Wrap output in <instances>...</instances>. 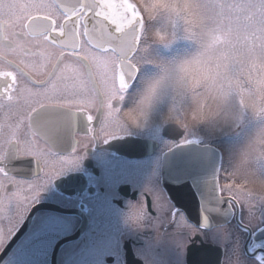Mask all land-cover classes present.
Wrapping results in <instances>:
<instances>
[{
    "label": "flooded vegetation",
    "instance_id": "obj_1",
    "mask_svg": "<svg viewBox=\"0 0 264 264\" xmlns=\"http://www.w3.org/2000/svg\"><path fill=\"white\" fill-rule=\"evenodd\" d=\"M88 20L91 26V14ZM160 49L154 48L152 54L163 57L157 53ZM50 51L55 54L58 50ZM64 60L72 58L66 55ZM50 69L48 65L33 78L45 79ZM144 69L152 71L147 65ZM127 105L128 101L123 107ZM167 105V96H162L142 126L127 127L107 143L98 140L92 146L91 134L76 135L77 153H84L83 159L75 169L45 185L30 207L27 184L19 190L0 176V237L5 238L0 240V264H259L258 258H264V200L260 199L264 186L233 179L227 173L228 147L242 138L203 133L199 127L186 130L166 122L162 117ZM92 114L97 115L95 110ZM21 116L26 117L23 106L11 121L15 124ZM26 124L25 118L19 130L21 139ZM94 128L98 129L99 123H94ZM189 147L209 148V160L215 164L211 191H205L204 175L197 176L201 190L192 200L217 204L210 209L217 222L193 220L177 197H172L169 183L179 176H167L166 162L179 150L182 158L181 149ZM54 152L67 155L66 150ZM0 166L15 180L37 181L36 165L30 158H15L11 146ZM218 179L225 198L230 195L225 185H231V192L241 188L251 192L247 203L237 200L236 206L231 205L220 195ZM140 198L147 218L144 228L134 230L124 223L123 216L126 201ZM181 217L190 227L177 226ZM13 224L15 228L9 232Z\"/></svg>",
    "mask_w": 264,
    "mask_h": 264
},
{
    "label": "snow or ice",
    "instance_id": "obj_2",
    "mask_svg": "<svg viewBox=\"0 0 264 264\" xmlns=\"http://www.w3.org/2000/svg\"><path fill=\"white\" fill-rule=\"evenodd\" d=\"M9 2V18H0V112L2 120H11L23 106L26 117L21 116L16 131L4 138L0 162L13 147L15 158H30L36 165L38 182L15 180L2 166L0 176L19 190L27 184L30 207L45 185L83 159L84 153H77L76 135L91 134L93 146L126 131L118 117L145 72L134 60L144 21L130 0ZM51 48L58 51L53 54ZM66 55L72 60L65 61ZM48 65L45 79L35 80L34 74H42ZM25 118L27 132L21 139L17 133ZM94 123H99L98 129ZM54 149L66 150L67 155L58 156ZM217 188L221 195L219 179ZM225 188L230 195L221 196L236 206L231 185ZM177 226L190 227L182 217ZM258 259L264 264V258Z\"/></svg>",
    "mask_w": 264,
    "mask_h": 264
},
{
    "label": "clouds",
    "instance_id": "obj_3",
    "mask_svg": "<svg viewBox=\"0 0 264 264\" xmlns=\"http://www.w3.org/2000/svg\"><path fill=\"white\" fill-rule=\"evenodd\" d=\"M131 3L144 21L134 60L139 68L147 65L152 71L140 76L127 107L121 106V124L142 126L153 105L165 95L168 105L162 118L186 130L204 126L231 131L246 116L252 127L231 146L227 173L264 186V0ZM11 7L9 0H2L0 18L8 19ZM178 38L189 47L167 57L152 54L154 48L167 49ZM13 131L11 120L0 119V146ZM251 195L242 188L234 192L245 203ZM146 218L142 198L126 201L124 223L141 229ZM14 228L13 224L9 232Z\"/></svg>",
    "mask_w": 264,
    "mask_h": 264
},
{
    "label": "water",
    "instance_id": "obj_4",
    "mask_svg": "<svg viewBox=\"0 0 264 264\" xmlns=\"http://www.w3.org/2000/svg\"><path fill=\"white\" fill-rule=\"evenodd\" d=\"M181 150L182 158L181 151L179 150L177 153L173 152L170 154L166 162L167 176L172 177L176 173L179 176L176 181H174L175 179L170 180L169 184L171 185L170 191L172 192V197H177L180 206L183 207L185 212L189 214L193 220L202 224L217 222L219 219H213L212 217H214V215H211L213 211L210 210L217 204L213 205L192 200L196 197L197 191L201 190L197 185L199 182L197 176L204 175L207 182L205 191H211L215 164L213 165L209 160L211 158V154L209 155V148L189 147Z\"/></svg>",
    "mask_w": 264,
    "mask_h": 264
},
{
    "label": "rangeland",
    "instance_id": "obj_5",
    "mask_svg": "<svg viewBox=\"0 0 264 264\" xmlns=\"http://www.w3.org/2000/svg\"><path fill=\"white\" fill-rule=\"evenodd\" d=\"M187 47H189V45L182 41L181 39H177L175 41V43L168 47L167 49L161 48L160 51L158 50L157 53H160L163 55V57H167V56H171L173 54H176L184 49H186ZM252 127V123L251 121L245 116L242 118V121L240 123V125H238L234 130L228 131V130H209L207 128H205L204 126H200L199 129H202L203 133H212L214 135H218L219 134H236L239 135V137L243 138L244 134L246 132H248L250 130V128ZM238 144V143H235ZM229 145L228 150H230L231 146L235 145Z\"/></svg>",
    "mask_w": 264,
    "mask_h": 264
}]
</instances>
